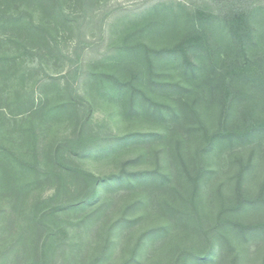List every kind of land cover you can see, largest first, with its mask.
<instances>
[{
    "label": "rangeland",
    "instance_id": "374dc122",
    "mask_svg": "<svg viewBox=\"0 0 264 264\" xmlns=\"http://www.w3.org/2000/svg\"><path fill=\"white\" fill-rule=\"evenodd\" d=\"M2 1L0 36L23 46L28 42L23 50L26 62L38 69L36 76L53 79L41 89L36 80L29 82L34 96H49L52 104L74 101L81 105L82 122L88 119L82 134L83 126L73 137L76 122L67 125L66 114L52 115V132L59 129V136L67 138L71 154L66 164L78 166L88 179L90 174L99 179L96 197L78 212L92 214L80 229L84 244L108 241L105 263L128 255L131 264H225L228 250L220 251L216 232L206 245L205 240L190 243L188 232L212 227L220 206H227L239 190L248 200L241 211L225 214V225L217 232L236 239L232 246L236 264H264V65L255 80L233 81L229 96L224 97L225 57L229 55L231 61L235 53L226 50L222 36L212 37L214 47H219L203 57L188 51L189 61L201 65L196 73L184 69L181 59L166 50L182 35L181 25L168 33L173 18L164 30L145 39V47L156 53L112 54L115 46L139 41V26L146 21L139 25L132 19L160 0H108L95 7L97 15L87 7L79 9V4L57 0L82 29L75 24L58 32L51 29L50 45L39 50L36 42H30L29 29L30 23L49 21L41 6L35 1ZM168 1L226 14L243 5L242 0ZM180 8L178 21L186 17ZM22 13L21 25L11 22ZM129 13L132 18L124 17ZM256 16L262 24L264 16ZM10 48L17 55V47ZM261 51L258 46L256 52ZM132 72L141 74L133 95L113 92L115 80ZM207 76L210 83L203 81ZM189 128L195 130L189 132ZM216 133L222 134L212 139ZM90 137L97 140V147L87 154L84 141ZM243 166L246 172L239 176ZM98 197L103 198L101 204L96 203ZM158 227L163 230L154 231ZM199 237L202 240L204 235ZM187 242L192 244L191 251L177 253Z\"/></svg>",
    "mask_w": 264,
    "mask_h": 264
},
{
    "label": "trees",
    "instance_id": "16d2710c",
    "mask_svg": "<svg viewBox=\"0 0 264 264\" xmlns=\"http://www.w3.org/2000/svg\"><path fill=\"white\" fill-rule=\"evenodd\" d=\"M16 1L3 0L2 2L11 4ZM24 1L30 3L35 1L49 19L47 24L30 23L29 33L32 34L30 42H36L38 50L50 45L51 29L52 32L53 30L58 32L65 25L68 28L71 27V24H75L76 29L77 27L82 29L77 22L72 23L70 15L63 12L57 0H20V2ZM68 1L75 5L79 4V9L87 7L90 11H94L92 15H97L95 7L108 0ZM242 1L243 5L240 9L234 8L230 14L222 11L219 13L205 11L206 9L194 8V5L189 3L179 4L168 0L155 2L144 13L137 12L132 19L139 21V25L146 21L143 26H139V32L142 33L138 38L139 41L115 46L111 49L112 54L143 52L142 54L146 53L149 56V53H156L157 51L150 52L151 49L145 47V39H149L151 37L149 35L155 31L164 30L167 22L173 18L168 33L174 32L178 25H181L178 32H182V35L176 43L169 44L166 50L170 56L181 59L184 69L196 73L201 65L198 61H189L186 55L188 51L197 52L199 55L202 53L203 57L219 47H214L212 37L222 36L221 40L228 44L226 50L232 49L235 53L231 61L229 55L225 57L228 61V69L223 76V84L224 97H228L231 86L235 83L233 81L241 77L248 81L255 80L264 65V22L261 24L258 21L259 17L256 16L260 14L264 16V0ZM170 7L171 10L168 9ZM180 7L184 8L186 17L178 21ZM0 8H2L1 3ZM2 11L0 9L1 13ZM132 14H126L124 17L130 19ZM23 15L24 13L18 18H12L11 22L21 25ZM0 19L3 18L0 16ZM255 20L258 22L257 28L254 29L252 26ZM193 30L194 34L191 35ZM6 42L10 47H17L15 52L17 55H13L14 51L7 47ZM26 44L28 42L24 43L25 46ZM2 45L4 49H0L2 51L0 54V264H131L128 255L127 259L118 256L114 262L105 263L108 241L102 238L98 242L88 243L87 247L80 233V229L92 214L78 212L81 209L84 210L92 202V198L96 197L98 192L96 182L99 179L96 180V177L90 173L91 179H88V174L78 166L71 167L66 164L71 154L67 149V138L59 136V129H53L54 132H52V115L66 114L67 125L76 122L77 128L71 135L77 137L80 134L78 128L83 126L82 134L88 120L85 119L86 121L82 122L81 105L64 99L52 104L49 96L35 97L30 85L31 81L33 83L36 80L38 88L41 89L44 84H48L53 79L36 76L38 69L29 65L24 58L25 46L17 43L15 39L0 36V47ZM258 46H261L262 54L256 52ZM55 47L53 46L43 55L51 53ZM140 75L139 72H132L130 76L117 78L115 80L117 87L113 92L132 96L133 87L139 82ZM209 80L207 76L203 81L210 83ZM185 104L189 106L187 102ZM146 108L148 109V106ZM188 108L191 109V107ZM193 130L195 129L189 128V132ZM203 132L199 130V134ZM221 134H214L212 139ZM96 142L97 140L92 137L85 139L86 151L84 152L93 153L92 149L97 147ZM182 158H187L186 153ZM245 172L246 168L243 166L239 176H243ZM134 174L137 175V173ZM240 183L239 180L238 185ZM90 187H92L91 190ZM243 196V191L238 190L237 195L234 194V197L228 200L227 206H220L216 222L208 230L189 231L191 236L189 242L194 244L205 240L206 245L212 241V235L216 232L220 251L228 250L224 263L236 264L237 255L233 248L236 239L232 236L230 238L228 234L221 235L217 231L219 227L225 225V214L241 211V206L248 200V198H242ZM102 201L103 198L98 197L96 203L101 204ZM186 214L189 219L188 212ZM161 229L163 230L158 227L154 231ZM202 235H204L203 239L199 240V236ZM189 242L186 248L181 247L180 252H176H190L192 244ZM131 250L126 252L130 255ZM60 259H64L63 263ZM176 263L177 261H174V264Z\"/></svg>",
    "mask_w": 264,
    "mask_h": 264
}]
</instances>
